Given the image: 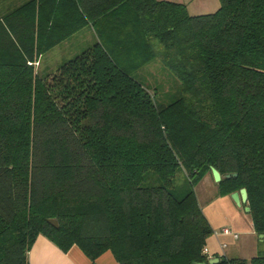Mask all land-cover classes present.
Wrapping results in <instances>:
<instances>
[{
  "label": "trees",
  "instance_id": "obj_1",
  "mask_svg": "<svg viewBox=\"0 0 264 264\" xmlns=\"http://www.w3.org/2000/svg\"><path fill=\"white\" fill-rule=\"evenodd\" d=\"M219 3L199 15L169 0L0 8V264H29L40 234L92 262L209 264L193 188L211 167L224 192L246 188L264 235V0ZM84 27L96 41L40 76L39 58ZM155 59L179 81L166 103L133 75ZM217 257L264 264V250Z\"/></svg>",
  "mask_w": 264,
  "mask_h": 264
},
{
  "label": "rangeland",
  "instance_id": "obj_2",
  "mask_svg": "<svg viewBox=\"0 0 264 264\" xmlns=\"http://www.w3.org/2000/svg\"><path fill=\"white\" fill-rule=\"evenodd\" d=\"M24 0H0V8L12 7ZM186 5L190 15L212 13L219 6V0H169ZM96 41V35L90 27H84L75 34L56 45L50 51L39 58L35 63L40 76L56 71L58 66L88 48ZM144 85L155 90L156 99L160 102L172 101L177 95L179 81L157 60L143 65L133 73ZM180 178V177H179ZM194 192L198 205L213 229L212 234L206 239V252H235L245 259H250L256 250L264 248V238L256 233L250 214L243 206H237L231 197V193L224 192L218 182H215L210 174L205 175L194 185ZM222 227H230L237 233L235 240L231 236L221 235L215 237L214 232ZM225 243L224 248L221 244ZM225 255V254H224Z\"/></svg>",
  "mask_w": 264,
  "mask_h": 264
},
{
  "label": "crops",
  "instance_id": "obj_3",
  "mask_svg": "<svg viewBox=\"0 0 264 264\" xmlns=\"http://www.w3.org/2000/svg\"><path fill=\"white\" fill-rule=\"evenodd\" d=\"M9 7L7 6V8ZM220 236L221 235H217L215 237L219 238ZM260 238H264V235L260 236ZM262 250H264V248H262ZM257 252L258 249L252 256ZM222 253L223 254H219L215 252L210 254L208 252V255L210 258L224 254L227 257L244 258L242 255L235 252ZM27 260L29 264H118L110 251L104 252L92 262L77 245L71 246L67 251H62L56 244L41 234L36 237L30 247L27 253Z\"/></svg>",
  "mask_w": 264,
  "mask_h": 264
},
{
  "label": "water",
  "instance_id": "obj_4",
  "mask_svg": "<svg viewBox=\"0 0 264 264\" xmlns=\"http://www.w3.org/2000/svg\"><path fill=\"white\" fill-rule=\"evenodd\" d=\"M211 175H212L215 182H219L222 179L220 172L214 167H211ZM235 175L236 174H233V176H235ZM224 177L227 178V177H230V175L227 174ZM231 197L233 198V200L237 204V206H243L247 202V190H246V188L243 187V188H240L238 191L232 192ZM244 209L246 212H249V210H250L248 206H244ZM48 222H50L55 227L58 226V223L55 219H49ZM260 236H262V234H260ZM220 260H223V258L211 257V258H209L208 263L214 264V263L219 262ZM192 264H206V263L205 262H202V263L194 262Z\"/></svg>",
  "mask_w": 264,
  "mask_h": 264
},
{
  "label": "built area",
  "instance_id": "obj_5",
  "mask_svg": "<svg viewBox=\"0 0 264 264\" xmlns=\"http://www.w3.org/2000/svg\"><path fill=\"white\" fill-rule=\"evenodd\" d=\"M214 235H225V236H231L233 239H237L238 235L237 233L233 232L230 227H222L220 230L215 231ZM226 246L225 243L221 244V247L224 248ZM206 252V250H204Z\"/></svg>",
  "mask_w": 264,
  "mask_h": 264
}]
</instances>
